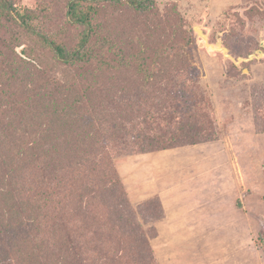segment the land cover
Masks as SVG:
<instances>
[{
    "label": "rangeland",
    "instance_id": "1",
    "mask_svg": "<svg viewBox=\"0 0 264 264\" xmlns=\"http://www.w3.org/2000/svg\"><path fill=\"white\" fill-rule=\"evenodd\" d=\"M70 1L1 0V116H42L47 111L40 98L45 104L62 100L65 91L60 87L79 78V69L62 66L20 25V15L34 11L37 32L73 48L82 29L68 22ZM174 5L184 20L185 37L193 39L192 74L212 109L163 97L153 132L178 133L212 112L213 134L196 145L133 154L123 145L116 153L117 144L105 136L134 210L130 218L123 215L126 230L141 229L148 237H142L143 244L148 242L157 264H264V242L258 240L264 235V0H156L155 9L143 16L106 6L100 14L101 35L115 48L107 55L110 67L106 65L101 83L110 88L124 82L112 61L128 60L145 49L171 50ZM45 93L51 99L43 98ZM109 95L119 94L111 90ZM9 100L10 106L28 102L32 107L10 110L4 107ZM57 253L55 264H70Z\"/></svg>",
    "mask_w": 264,
    "mask_h": 264
},
{
    "label": "trees",
    "instance_id": "2",
    "mask_svg": "<svg viewBox=\"0 0 264 264\" xmlns=\"http://www.w3.org/2000/svg\"><path fill=\"white\" fill-rule=\"evenodd\" d=\"M106 6L143 16L155 9L156 0H71L68 22L82 29L73 48L37 32L34 11L20 15L23 29L46 45L62 66L77 68L80 75L77 81L68 78L73 81L67 82L68 88L60 87L65 91L62 100L51 99V93L43 95L51 103L40 98L47 111L42 116L0 115V264H55V251L61 262L70 264H134L139 259L157 264L141 229L126 230L123 215L130 218L134 210L126 201L105 136L117 144L116 153L123 145L133 154L196 145L213 134L212 112L178 133L153 132L164 100L210 108L192 74L193 39L185 37L176 5L171 50L145 49L128 60H111L116 63L112 69L125 80L110 88L101 83L106 65L110 67L107 55L115 48L101 35L100 14ZM129 81L133 85L126 86ZM111 90L118 97H111ZM9 104L3 106L32 107L28 102ZM258 240L264 242V235Z\"/></svg>",
    "mask_w": 264,
    "mask_h": 264
},
{
    "label": "water",
    "instance_id": "3",
    "mask_svg": "<svg viewBox=\"0 0 264 264\" xmlns=\"http://www.w3.org/2000/svg\"><path fill=\"white\" fill-rule=\"evenodd\" d=\"M225 51V53H227V49H223Z\"/></svg>",
    "mask_w": 264,
    "mask_h": 264
}]
</instances>
